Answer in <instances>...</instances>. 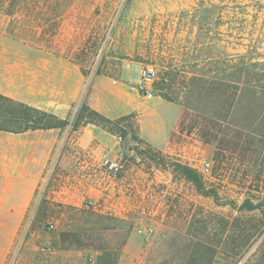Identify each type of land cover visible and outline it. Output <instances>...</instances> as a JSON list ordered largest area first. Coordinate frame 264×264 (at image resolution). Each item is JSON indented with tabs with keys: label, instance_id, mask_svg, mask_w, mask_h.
<instances>
[{
	"label": "rangeland",
	"instance_id": "obj_1",
	"mask_svg": "<svg viewBox=\"0 0 264 264\" xmlns=\"http://www.w3.org/2000/svg\"><path fill=\"white\" fill-rule=\"evenodd\" d=\"M39 1L40 24L26 34L6 31L12 30L10 20L15 24L28 17L15 8L8 18L9 1L4 3L0 34L61 45L66 52L78 46L75 54L88 82L94 63L111 60L96 52L100 44L106 54L139 60L140 69L153 64L154 95H167L182 113L164 152L151 148L136 155L135 143L122 140L124 169L115 179L139 171L146 181L137 188L131 178L115 195L128 204L109 208L99 199L95 209L83 202L76 209L48 210L46 221L21 229L6 264H264V112L252 109L245 121L246 112L235 110L229 123L205 130L200 112L216 105L197 101L191 81L218 83L232 73L231 67L222 71L224 61L254 46L252 62L264 61V0H76L66 14L57 9L60 0ZM163 75L169 80L161 84ZM202 162L209 168L197 171ZM172 164L201 175L209 196L174 172ZM245 199L253 209L241 207Z\"/></svg>",
	"mask_w": 264,
	"mask_h": 264
},
{
	"label": "crops",
	"instance_id": "obj_2",
	"mask_svg": "<svg viewBox=\"0 0 264 264\" xmlns=\"http://www.w3.org/2000/svg\"><path fill=\"white\" fill-rule=\"evenodd\" d=\"M64 49L0 34V95L60 119L68 118L81 102L111 120L134 115L142 141L159 152L169 148L180 106L128 90L138 80L139 60L106 54L101 46L98 53L111 58L104 61L109 75L88 82L75 54L79 47ZM123 147L116 135L92 124L76 132L69 127L0 131V264L8 262L21 229L32 221H46L48 210L76 209L86 200L99 199L109 208L128 204L115 195L131 178L137 188L146 181L139 179V171L110 178L100 164L103 153L112 159Z\"/></svg>",
	"mask_w": 264,
	"mask_h": 264
},
{
	"label": "trees",
	"instance_id": "obj_3",
	"mask_svg": "<svg viewBox=\"0 0 264 264\" xmlns=\"http://www.w3.org/2000/svg\"><path fill=\"white\" fill-rule=\"evenodd\" d=\"M8 1L9 6L4 8V14L8 18L12 19L14 17L13 14L16 12V8L24 16L26 14L28 20L15 22V24L10 20L8 27L12 28V30L6 29V31L10 33L11 31L17 33L18 31L26 34L30 28L39 26L40 19L38 16L41 15L42 9V6L37 4L40 2L39 0H0V13L5 5L4 3ZM75 3L76 0H60L57 9L60 13L66 14ZM83 10L86 11L87 8L83 7ZM239 23L243 25L245 22L243 19H240ZM21 40L24 41L26 39ZM100 47L101 44L95 48L97 53ZM84 50L86 51V48ZM150 50V48H147L148 52ZM255 53L256 47L254 46L248 49L243 55H237L234 60L228 61L226 59L222 64L224 65L222 71L226 73V68L231 67L232 73L231 75L225 74L221 79L219 78L218 83L202 79H198L197 82L195 78H191L192 83H194L192 85L197 89V91H193V93H196V95L194 94L196 100L205 99L207 105H216V109L214 110L200 112L204 117L203 127L205 130H208L207 126L210 124L222 125L229 123L235 110L242 109L246 112L247 119L245 121L250 119L252 109H257L259 114L264 112V61L252 62L253 59H251V56L255 55ZM93 67L92 72L90 71L93 77L101 74L109 75L103 60L98 65L94 63ZM82 73L85 77L88 76V72H85L83 69ZM168 80V76L163 75L159 79V83L164 84ZM195 82L197 83L195 84ZM161 97L169 102H174L167 95H162ZM196 108L198 109V107ZM181 113L182 110H180ZM88 124L96 125L106 132L116 135L120 140L129 138L136 145L134 147L136 155H142L151 151V147L138 137V125L134 115H127L111 120L91 109L84 102H81L75 110H72L68 118L60 119L51 113L0 95V131L22 133L47 129L64 130L69 127L71 132H76ZM246 127L248 126L246 125ZM174 134L175 132L172 133L170 144ZM262 137H264V133H262ZM140 147L142 148L140 149ZM172 166L174 172L191 183L201 195L209 196V192L204 186L201 175L195 170L181 164H172ZM241 207L251 210L254 208V205L249 199H245Z\"/></svg>",
	"mask_w": 264,
	"mask_h": 264
},
{
	"label": "built area",
	"instance_id": "obj_4",
	"mask_svg": "<svg viewBox=\"0 0 264 264\" xmlns=\"http://www.w3.org/2000/svg\"><path fill=\"white\" fill-rule=\"evenodd\" d=\"M158 81L157 69L153 64H146L139 70L138 80L132 84L128 85V90L130 92L139 94L146 99H152L154 95V86ZM115 83V82H114ZM125 162V154L122 150H119L114 158H110L106 153L101 155V167L106 176L110 178H117V176L123 171ZM209 168L208 162H202L199 167H195L197 171H205ZM201 169V170H200ZM85 208L95 209L98 207L96 201L86 200L84 201ZM139 232L144 233L145 237L151 235V230H139ZM89 264H93L92 261Z\"/></svg>",
	"mask_w": 264,
	"mask_h": 264
}]
</instances>
